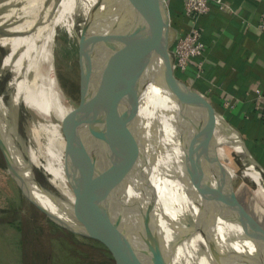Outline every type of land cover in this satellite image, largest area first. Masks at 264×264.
I'll list each match as a JSON object with an SVG mask.
<instances>
[{"label": "bare ground", "instance_id": "bare-ground-1", "mask_svg": "<svg viewBox=\"0 0 264 264\" xmlns=\"http://www.w3.org/2000/svg\"><path fill=\"white\" fill-rule=\"evenodd\" d=\"M37 1L42 0H0V5L5 6L0 13V24L6 25L9 31L7 34H0V44L8 49L3 55L0 72L10 70L4 90L0 91V137L16 169L25 181L26 191L54 215L66 220L70 226L87 230L86 224L79 219V215L83 203L82 190L88 184L86 177L90 172L89 157H84V153L80 150L73 153L71 164L80 170L81 175L79 176L72 173L71 168L69 169L64 165L62 149L56 147V143L61 142L60 138H62L59 130L61 119L79 127L72 116L75 114L73 106L61 104V95L55 91L46 74L39 69L27 53L22 56L17 48V42L24 49L25 46L16 36L15 25L21 16L25 17V20L27 19L26 4ZM47 1L62 2V0ZM108 8L105 9L106 22L110 23L112 19ZM116 11V17H119V21H113L112 27L115 30L117 28L120 30L119 35L116 33L118 35L117 41L122 45L125 56L128 57L134 46L137 50L142 48L138 44L147 36H151L155 28L154 20L149 15L147 0H123L118 7L116 6ZM108 19L109 21H107ZM72 24L69 23L68 28L70 30L73 27ZM151 48V45H147L144 49L142 48L141 53L150 52ZM147 64V62H137L132 69L142 72ZM153 67L155 64L152 63L147 70L148 74L154 70ZM185 102L186 100L181 98L178 88L165 75H162L157 80L149 77L141 92L133 97L128 110L125 109L127 110L126 115L131 114L129 121L132 127L137 128L142 125L148 129H146L148 132L151 131L145 145L150 147L155 140L158 142L162 154L167 159L170 171L182 192L181 194L178 189L166 184L156 168L152 170L154 178H150L151 166L149 167V164L146 163H136L133 157V171L126 180L124 187V197L131 205L130 210L126 213L125 225L127 229L131 228L134 231V233L130 231V236L134 244L143 250L141 253L143 264H189L181 254L177 255L173 249V247L181 250L188 248L189 243L186 240V234L189 232L194 234L191 235L192 238L194 237L195 240L201 242L202 249L208 256L205 264H222L223 262L219 260L221 248L235 249L245 257L241 260L237 256L229 264H264V250L247 232L257 236L256 230L247 226V231H244L237 226L221 224L216 217L209 213L204 204L202 183V175L209 171L206 168L209 166L201 169L198 149L208 155L209 164L215 160L212 152L210 153L211 147L208 143L216 141L215 146L229 143L235 151L243 155L244 160H247L242 169L243 176H247L253 181L252 166L258 167L262 173L263 170L253 156L239 147L224 125L222 117L216 114L206 101L195 98L190 107H187V102ZM19 107L33 109L43 117V120L37 121V126L44 128L47 135L44 160L38 157L34 148L24 143L23 138L17 132ZM190 115L197 135L200 136L198 139L200 142L197 141ZM51 116L58 120L51 121ZM207 116L209 118H206ZM78 119L82 120L79 117ZM208 119L211 121L210 124ZM126 123L128 124V121ZM84 124L81 125L82 133L88 136ZM218 127L224 131V135L216 134ZM16 139L20 142L22 149L26 152L25 154L32 157L46 172L48 181L50 180L54 184L50 182L60 196L49 195L32 181L28 165L35 163L28 155L27 160L29 162L22 158L15 143ZM92 146L93 148H91L94 150L96 144L94 143ZM138 164H140L141 174H138L137 171ZM98 170L100 171L98 177L103 186L98 185L108 187V180L106 178L107 181L100 179L102 171L99 167ZM232 172L233 169L225 166L221 171L223 174ZM162 180V183H158ZM224 181L225 177H222L217 183ZM74 188H78L81 192L75 193ZM97 195V198L106 199L102 211L108 213L111 202L110 190L100 191ZM67 201L71 202L72 205H69ZM224 214L226 213L224 212ZM229 219L237 221L242 226L238 219ZM169 223L170 225H168ZM172 224L178 225L177 228ZM169 237H171V241L167 240ZM211 242L215 245L218 260L212 254Z\"/></svg>", "mask_w": 264, "mask_h": 264}, {"label": "rangeland", "instance_id": "rangeland-1", "mask_svg": "<svg viewBox=\"0 0 264 264\" xmlns=\"http://www.w3.org/2000/svg\"><path fill=\"white\" fill-rule=\"evenodd\" d=\"M121 1L123 0H67L65 2L62 0V3L60 1L49 2L42 0L27 3L25 6L27 8V19L25 20V17L21 16L15 25L16 36L25 46L24 49L17 42L20 54L23 56L24 53H27L39 69L46 74L55 91L61 95V104L65 103L73 106L75 114L72 116L79 127L61 119L59 130L62 138H60L61 142L56 143V147L62 149L64 165L69 169L71 168V172L79 176L81 175L80 170L71 164L73 153L80 150L84 153V157H90L93 154L92 144H96L93 128L95 79L89 70L91 50L89 49L88 41L91 37L94 40V46H96L95 56L99 59L96 75H99L109 68L110 64L117 59L122 51L125 52L122 45L115 39L119 35L120 30L118 28L115 30L112 27L113 21H119V17H116V6L118 7ZM52 7L55 8L53 9ZM4 8L3 4L0 5V13ZM106 8L109 9L111 14V25L109 22H106ZM70 10L73 11L70 12ZM69 23H73L71 30L68 28ZM8 32L6 25L0 24V34H7ZM0 47L3 48L2 51L0 50L1 64L3 55L8 49L1 44ZM122 56L125 59L127 58L125 53ZM176 70L178 69L174 68L175 75ZM9 75L10 70L0 72V91L4 90ZM132 100L133 97L117 105L108 118L109 125H114L115 122L126 116ZM78 117L82 120L80 121ZM220 117L223 116L221 115ZM206 118L209 117L207 116ZM50 119L51 121L58 120L54 116H51ZM190 119L197 141L200 142L198 140L200 136L197 135L191 115ZM38 120H43V117L35 110L19 107L17 112V132L23 138L24 143L34 148L38 153V157L44 160L47 135L44 128L37 126ZM210 122L208 119L209 124ZM83 123H85L84 127L87 130L88 134L86 135L88 136L82 133L81 125ZM122 128L130 131L129 134L136 141L132 155V166L133 157L136 163L149 164V167L151 166L149 170L150 178H154L152 170L156 168L157 172L161 174V178L164 179V182L169 186L175 187L182 194L158 142L155 140L154 144L150 147L145 145L146 140L151 135V131L148 132V129L142 125H139L137 128L132 127L130 121H128V124L125 123ZM234 131L236 130L234 129ZM216 134L224 135V131L218 127ZM236 134L243 144L246 145L240 132L236 131ZM76 138L78 139L76 140ZM15 143L22 158L27 160L28 154H25L26 152L22 149L20 142L16 139ZM208 144L211 147L210 153L212 152L211 154L214 156L216 154V157L222 164V166H218L216 161L213 160L211 168H207L209 171L202 175V178L206 179L204 182L206 181L207 183L204 184L202 182L203 193L204 195H208V197L204 196L206 197L204 198V204L209 213L216 217L221 224L226 223L243 229L237 221L229 219H236L235 211L231 203L222 196L226 191V180H229L233 192L245 211L264 229V166L257 160V156H254L255 152L253 148H251V154L260 164L259 167L263 170V173L258 167L253 165V171H251L252 181L242 174L243 166L247 160L243 159L241 153L235 151L229 143L215 146L216 141H213ZM28 157L30 156L28 155ZM30 158L35 163L31 164V170L40 185L51 194L60 196L53 186L54 184L46 179V172L32 157ZM137 166L138 174H141L140 164ZM224 166L233 169L235 173H221ZM102 176H100V179L105 180ZM222 177H225V181L217 183ZM162 182L163 180L158 181V183ZM99 184L102 185L101 181ZM207 185L210 186V189H206ZM217 185L220 187H217ZM216 187V196H211V193L216 192ZM67 203L72 205L69 201ZM171 218L177 219L176 217ZM172 225L176 228L178 226L176 224ZM250 228L256 230L258 235L256 236L247 230L245 231L264 250L263 231L252 226ZM191 235L194 234L190 232L186 234V240L189 243L186 250L176 247H173V249L177 255L181 254L189 264H205L208 256L202 249L201 242L195 240L194 237L192 238ZM167 240L171 241V237ZM237 256L241 260L242 258L245 259L235 249L221 248L220 261L223 262L222 264L233 262ZM0 264H121V261L102 240L76 232L53 221L40 208L33 204L23 194L17 180L8 169L0 149Z\"/></svg>", "mask_w": 264, "mask_h": 264}, {"label": "water", "instance_id": "water-1", "mask_svg": "<svg viewBox=\"0 0 264 264\" xmlns=\"http://www.w3.org/2000/svg\"><path fill=\"white\" fill-rule=\"evenodd\" d=\"M149 15L154 20L155 28L151 36H147L138 44L144 49L145 46L151 45L150 52L142 54V48H134L130 55L125 59L122 56L125 52H121L109 68L99 75L98 70L99 59L95 56L96 46L94 40L89 38V49L91 50L89 70L95 79V98L93 103V128L96 139V147L92 156L89 157L90 172L88 173L87 186L82 190L83 203L79 219L86 224L87 230H82L76 226H70L66 220L54 215L43 204L36 200L28 191H26L25 181L16 169L14 162L6 150L5 145L0 137V149L5 158L6 164L14 178L17 180L23 194L38 208H40L53 221L64 225L72 230L102 240L118 257L121 264H143L141 253L143 250L132 240L130 231H134L125 225V217L130 210V202L124 197V187L126 180L133 171L132 155L136 146L135 138L129 134L130 131L123 129L122 126L131 119V114L124 116L121 120L109 125V116L113 113L118 104L123 101L137 96L146 84L147 79L152 77L158 79L165 75L168 80L174 84L181 98L187 102L190 107L192 101L197 98L206 101L213 111L215 108L209 100L199 94L193 87L184 82L174 74V68L168 51V35L170 16L165 0H147ZM127 44V42H126ZM2 45V44H1ZM137 50V52H135ZM137 62H147V67L141 72L132 69ZM155 64L154 70L147 73L150 65ZM122 64V66H121ZM185 102V103H186ZM215 154V153H214ZM214 160L218 166H222L221 162L214 156ZM26 162H29L26 160ZM258 163V162H257ZM260 166V164L258 163ZM31 173L32 181L37 184L49 195H52L47 189L40 185L31 170V164L28 165ZM107 180L108 187H100L98 173L100 171ZM97 174V176H95ZM46 179L48 177L45 175ZM111 192V202L108 213L102 211L106 199L97 198L96 195L100 191ZM75 193L81 192L78 188H74ZM98 196V195H97ZM223 198L231 203L235 211V217L238 219L244 229L252 226L260 229L264 233V229L253 219L243 208L236 194L233 192L229 180H226V191L222 194ZM131 229V230H130ZM135 230V228H134ZM212 254L216 256V248L211 242ZM220 260V259H219Z\"/></svg>", "mask_w": 264, "mask_h": 264}, {"label": "crops", "instance_id": "crops-1", "mask_svg": "<svg viewBox=\"0 0 264 264\" xmlns=\"http://www.w3.org/2000/svg\"><path fill=\"white\" fill-rule=\"evenodd\" d=\"M165 2L172 38L185 32L188 18L184 0ZM195 24L202 53L180 70V78L211 102L239 147L251 156L253 148L264 166V0H210ZM198 156L201 169L211 167L204 151L198 149Z\"/></svg>", "mask_w": 264, "mask_h": 264}, {"label": "built area", "instance_id": "built-area-1", "mask_svg": "<svg viewBox=\"0 0 264 264\" xmlns=\"http://www.w3.org/2000/svg\"><path fill=\"white\" fill-rule=\"evenodd\" d=\"M210 0H184V12L188 18L184 33L171 38L168 35V51L173 68L183 70L188 61L202 53V43L199 38V28L195 24L199 14L209 9ZM258 91V89H256Z\"/></svg>", "mask_w": 264, "mask_h": 264}, {"label": "trees", "instance_id": "trees-1", "mask_svg": "<svg viewBox=\"0 0 264 264\" xmlns=\"http://www.w3.org/2000/svg\"><path fill=\"white\" fill-rule=\"evenodd\" d=\"M2 47H0V50L2 51ZM176 75L178 76V77H181L182 76V73L179 71V70H176ZM201 159V157L199 156V160Z\"/></svg>", "mask_w": 264, "mask_h": 264}]
</instances>
